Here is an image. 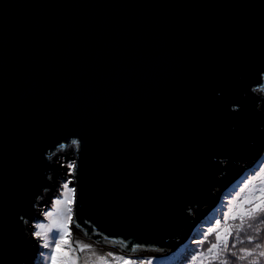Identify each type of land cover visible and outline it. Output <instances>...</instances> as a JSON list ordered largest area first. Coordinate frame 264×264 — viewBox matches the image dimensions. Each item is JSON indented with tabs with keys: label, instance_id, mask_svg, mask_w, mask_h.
<instances>
[{
	"label": "water",
	"instance_id": "1",
	"mask_svg": "<svg viewBox=\"0 0 264 264\" xmlns=\"http://www.w3.org/2000/svg\"><path fill=\"white\" fill-rule=\"evenodd\" d=\"M259 71L264 0H0V264L37 263L62 149L74 241L175 250L262 155Z\"/></svg>",
	"mask_w": 264,
	"mask_h": 264
},
{
	"label": "snow or ice",
	"instance_id": "2",
	"mask_svg": "<svg viewBox=\"0 0 264 264\" xmlns=\"http://www.w3.org/2000/svg\"><path fill=\"white\" fill-rule=\"evenodd\" d=\"M258 75H264V71H259ZM242 110L240 105L231 108L233 113H239ZM264 115V113H262ZM74 145L79 146L80 140H73ZM73 173L76 170V165L68 166ZM259 180L258 187L250 190V195L236 202L240 194H236L233 201H229L228 211L223 215L222 219L215 221V226L208 228L207 232L203 233V239L195 241L198 245H203L209 242L210 236H215V243H210L207 248V253L211 257L209 264H229V261H234L236 264L247 262V264H261L264 260V243H257L258 236L247 235L246 242L254 247H238L245 243L239 237L241 233L235 232L230 226L221 227L222 220L225 224L229 219L240 221L243 223L245 219L250 221L248 227H251L253 219L264 223V167L258 173L248 178L243 192L254 181ZM72 181L63 184V193L58 194L54 202V210L46 212L44 215L49 218L48 223H38L35 225V231L32 235L37 241H40L39 247L47 249L49 256L48 264H89L86 253L91 251L92 245L80 243L72 239L73 232L71 229L74 204L76 202V188L70 187ZM23 219V217H21ZM260 230L257 229V232ZM137 248L140 246L137 245ZM231 249V251H230ZM135 250V249H134ZM94 260L92 264H152L151 260H135L125 256H115L112 252H108L107 256H96V253H91ZM191 264H204V253L193 255Z\"/></svg>",
	"mask_w": 264,
	"mask_h": 264
},
{
	"label": "rangeland",
	"instance_id": "3",
	"mask_svg": "<svg viewBox=\"0 0 264 264\" xmlns=\"http://www.w3.org/2000/svg\"><path fill=\"white\" fill-rule=\"evenodd\" d=\"M261 154L262 155L260 156V158L258 160H256L252 164L246 166L245 170L243 171V173L239 176V178L237 180L232 182L230 185H228L222 191L220 199L215 204V206L211 209V211L213 209H214V211H212L204 219V221L202 222L203 224H209L213 220L221 218V216L223 217V215L228 211L229 201H233L234 198H236V194L237 193L240 194L239 199L236 200V202L239 203L241 198L243 199V197L245 198V197L250 195V190L252 188L259 186L260 181L256 180V181L253 182L252 185H249L248 188H246L243 192H241V189L244 188V185L246 184L248 178H250L253 175H255L256 173H258L259 170L262 167H264V150L261 152ZM59 162L66 167L67 172L65 174L61 175V177L58 178L59 183H60L59 189L56 192H53V195H52L53 197L51 196L52 197L51 201L49 203H46V206H44L42 208L39 218L36 219L35 222L33 223L32 233H33V231H35V225L36 224H38V223H48L49 222V218H46L44 214L46 212H48V211L54 210L55 199L58 197V194L63 193L65 191L63 189V187H62L63 184L65 182H68V180L73 179L70 176V174H73V171L68 166L70 164H73V163L75 164L74 160L71 159V158L66 160V159H64V157H61ZM65 180H67V181H65ZM40 243L41 242L38 241V245H37L38 246V251L36 253V257L38 258V260H37V263H35V264H48L47 258L49 256V252H48L47 249H43L42 247H39ZM92 252L96 253V256H100V255L107 256V253H108V251H104L103 252V250H100L99 248H95L94 250H91L90 252L86 253V256L88 258L89 264H92V261L94 260V258L91 255ZM171 252L170 253L168 252V254L166 253V255H164V254H162V255L149 254V255H147L145 257L144 256H140V255L139 256H131V255L129 256V255L121 254V253H114V252H112V253L115 256H125V257H130V258L135 259V260H151L152 264H167V263H170L169 259L171 257Z\"/></svg>",
	"mask_w": 264,
	"mask_h": 264
},
{
	"label": "trees",
	"instance_id": "4",
	"mask_svg": "<svg viewBox=\"0 0 264 264\" xmlns=\"http://www.w3.org/2000/svg\"><path fill=\"white\" fill-rule=\"evenodd\" d=\"M261 107L264 109V102L262 103ZM59 154L64 156V159H66V158L73 159V157L75 156V154L73 153L72 150H63L62 149ZM57 183H58V181H57ZM57 190H58V186H57V184H55L54 189H52L50 191V193L46 194L45 204L49 203V199L53 195V192H56ZM222 191H220L218 193V196H221ZM240 200H242V198ZM211 209H209L208 212H207V210L204 211L200 215L199 222L197 223V225H195V228L190 233L188 238L185 239L186 242L185 241H184L185 243L182 242L177 249H175L174 251L171 252V257L169 259L170 263H167V264H191L192 256L193 255H199L201 252L204 253V264H209V261H210L211 257L208 255L206 250L209 247L210 243H215L216 242L215 236L214 235L210 236L209 242H206L203 245H198V244L195 243V241L203 239V235L202 234L207 232L208 228L215 226V221L217 219L213 220L209 224H203L202 223L204 221V219L212 211H214V209L212 211H211ZM218 219H222V216H221V218H218ZM249 223H250V221L248 219H245L243 221V223H241L238 220L237 221H233V220L229 219L227 224H225L223 222V220H222L221 227L223 228V227L230 226L235 232L241 233L239 238L241 240H244L245 243L238 245V247H249V248H252V247H254V245L247 244L246 236L247 235L258 236V239H257L256 242L257 243H264V223H261L259 220L253 219L251 221V227H248ZM257 229H259L260 231L257 232ZM230 251H231V249H230ZM229 264H236V262L229 261ZM241 264H247V262H241ZM261 264H264V260L261 261Z\"/></svg>",
	"mask_w": 264,
	"mask_h": 264
},
{
	"label": "flooded vegetation",
	"instance_id": "5",
	"mask_svg": "<svg viewBox=\"0 0 264 264\" xmlns=\"http://www.w3.org/2000/svg\"><path fill=\"white\" fill-rule=\"evenodd\" d=\"M52 197H53V196H52ZM52 197H51V198H52ZM51 198L49 199V202L51 201Z\"/></svg>",
	"mask_w": 264,
	"mask_h": 264
}]
</instances>
